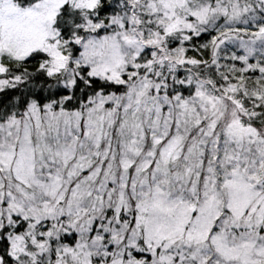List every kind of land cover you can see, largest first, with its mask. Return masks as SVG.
<instances>
[{
  "label": "snow or ice",
  "instance_id": "snow-or-ice-1",
  "mask_svg": "<svg viewBox=\"0 0 264 264\" xmlns=\"http://www.w3.org/2000/svg\"><path fill=\"white\" fill-rule=\"evenodd\" d=\"M0 264H264V0H0Z\"/></svg>",
  "mask_w": 264,
  "mask_h": 264
}]
</instances>
